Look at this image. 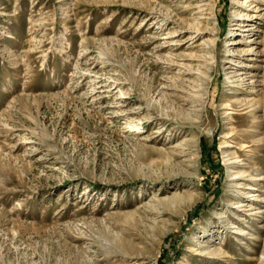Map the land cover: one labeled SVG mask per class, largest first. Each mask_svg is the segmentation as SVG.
I'll list each match as a JSON object with an SVG mask.
<instances>
[{
  "label": "rangeland",
  "instance_id": "rangeland-1",
  "mask_svg": "<svg viewBox=\"0 0 264 264\" xmlns=\"http://www.w3.org/2000/svg\"><path fill=\"white\" fill-rule=\"evenodd\" d=\"M244 1L0 0V264H264Z\"/></svg>",
  "mask_w": 264,
  "mask_h": 264
},
{
  "label": "bare ground",
  "instance_id": "bare-ground-1",
  "mask_svg": "<svg viewBox=\"0 0 264 264\" xmlns=\"http://www.w3.org/2000/svg\"><path fill=\"white\" fill-rule=\"evenodd\" d=\"M255 2H258V3H255ZM263 1H257V0H254L252 2H248L247 1H244L243 3H241V5L243 6H248L249 10H251L250 14L248 12H243V13H240V15L237 16V19L235 20L236 23L234 24L236 26V30L238 31H243V32H249L251 29H253V22L255 21V19H259V12L261 9V7L259 6V4H262ZM247 10V8H246ZM245 11V10H244ZM233 44H237L239 43V41H233L232 42ZM251 77H248L247 79L249 80ZM240 80V79H239ZM242 83H245L246 82V78L245 79H241ZM260 107L263 108L262 112L263 114L260 115V117L256 118V122H254V126H252L254 129H260L264 126V101L263 103H261ZM256 109V106L254 107ZM257 110V109H256ZM252 125V124H251ZM138 131V130H137ZM252 134H260L259 132H251ZM264 134V133H263ZM235 138V136H234ZM261 142H258V144H255L253 146V150H256V149H259L261 148L262 146H264V136L261 137ZM238 152V151H237ZM259 180V179H258Z\"/></svg>",
  "mask_w": 264,
  "mask_h": 264
}]
</instances>
